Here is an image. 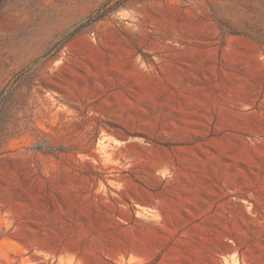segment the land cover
Segmentation results:
<instances>
[{"label":"rangeland","instance_id":"1","mask_svg":"<svg viewBox=\"0 0 264 264\" xmlns=\"http://www.w3.org/2000/svg\"><path fill=\"white\" fill-rule=\"evenodd\" d=\"M0 264H264V0H5Z\"/></svg>","mask_w":264,"mask_h":264},{"label":"trees","instance_id":"2","mask_svg":"<svg viewBox=\"0 0 264 264\" xmlns=\"http://www.w3.org/2000/svg\"><path fill=\"white\" fill-rule=\"evenodd\" d=\"M5 0H0V7L2 6V4L4 3Z\"/></svg>","mask_w":264,"mask_h":264}]
</instances>
